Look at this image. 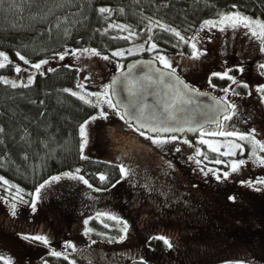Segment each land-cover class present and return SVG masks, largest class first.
Wrapping results in <instances>:
<instances>
[{"label": "rangeland", "instance_id": "374dc122", "mask_svg": "<svg viewBox=\"0 0 264 264\" xmlns=\"http://www.w3.org/2000/svg\"><path fill=\"white\" fill-rule=\"evenodd\" d=\"M233 12L235 11L221 15L232 14ZM220 16L207 19L200 25L186 31L165 23L159 24L180 33V36L184 39L178 38L186 45V51L184 52L168 54L157 46L156 50H151V43L132 42L112 51L108 60H105L100 55H93L94 52L97 53L95 49L84 47L61 54L66 55V59L63 61L58 59L61 55L47 60L49 63L39 72L31 67L34 64L18 65V67L25 70L20 76H17L14 72L12 76L1 78L22 82L31 79L33 73H45L57 66L76 68L79 72L78 84L80 87H77L73 93L76 96L84 97L90 103L98 105L95 108V113L83 122L81 126L93 117L100 115L101 111L107 116L106 120H96L88 126L86 129L88 143L81 155L115 160L129 171L127 178L122 176L115 187L112 186L106 190L96 189L92 186L90 188L79 180L61 179L59 183H53L43 190L34 214L33 209L30 207L31 204L26 206L24 202H18L22 196L21 191L17 193L16 187L8 188L0 182V258H2L0 262L2 264L4 260L10 261V264H39V259L48 253L51 254L52 251H56L60 256L67 255L68 261H72V264H105L99 261L98 257L96 259L93 258V253H91L93 256L88 255L92 250L96 251L95 255H104L110 261L108 264H129L132 260H143L146 264H264L260 259V257L264 256V245H261L256 240L254 241V237L247 240L246 234L251 233L249 223H247L249 231L245 233L247 225L243 226L244 228L241 229L243 231L236 235V242L233 243L234 246L242 245L241 247H245L238 256L236 253V255H230L227 258L214 256L209 259L197 258L191 261L188 255H180L179 251L188 250L189 242L187 239L190 237L198 239L199 237L197 236H201L202 240L206 242L209 240L207 243H216L211 239L216 240L224 237L232 226H237V229L240 230V225L243 223H239V225L226 224L229 223L230 218H224L218 212V216L213 215L211 213L213 210L204 206L198 209L201 212H197L196 208L193 210L190 205L192 206L194 201L188 198L186 193L182 194L181 192V199L184 204L180 205L179 199L173 197V192L180 193V191L157 180H160L159 170H163L164 173L170 176L171 173L174 175L176 172L178 177L183 176L186 174L185 171H187L188 175L199 176L200 180L205 177L209 178L211 174V179L218 181L216 173L225 174L231 171V169L228 171V167L226 168L225 165L233 163L234 160H237V162L245 161L238 152L234 157L227 159L225 158L228 156L218 154L229 150L228 145H241L238 140L234 139L235 136L255 133L253 138L260 143H264V132H261L259 127L261 124L264 125V95L256 91L258 88L264 87V69L260 67L264 65V41H261L258 37H253L251 30L244 27L236 29L226 27L223 32L218 30L219 26L216 28L205 27L204 31L200 30L205 25V22L217 21ZM185 40L188 43H185ZM192 44H195L196 49L200 52L205 53L198 60L191 59L193 55ZM73 52L78 55H73ZM144 52H148V57L153 59L161 55L165 56L172 65V70L196 89L206 90L203 87L208 85L209 90L207 91L212 95L223 100L227 98L228 102L235 108L233 119L228 122L222 120L220 125L214 127V129L203 130L202 132L205 135L201 136L199 134L194 140L187 139L186 136L177 135L152 136L151 139H146L145 137H149L148 135H141L140 132L136 133V130L132 126H128L121 118L119 111L108 107L103 100H97L96 96H102L107 99L110 95L109 92L105 95L104 89H109L110 77L123 68L121 66H123L125 59L139 57ZM112 53H122L123 55L113 56ZM133 53L138 54L133 55ZM238 55L251 62L247 80L244 79L245 82L242 78L236 79L237 75L232 70L236 65L235 63L232 64L231 68L227 67V64L234 61L233 58H237ZM157 61L159 66L163 67V64L159 60ZM225 73L236 79L239 84H244L248 87L232 85L231 91L226 93L224 90L229 89V80H222L224 82L223 85L214 84L213 81L210 82L211 84L208 83L214 76ZM88 93L93 95L89 96ZM111 103L113 105L112 100ZM253 105L257 106V109L253 110L259 117V123L256 120H247L246 118L250 113V106ZM229 115H232L231 110ZM213 131H231L232 137H218L207 134ZM154 139L174 142L156 145L152 143ZM201 139L211 144L216 151H209L206 145L199 144L198 141ZM185 140L187 143L182 142ZM82 145L83 140L81 139V147ZM221 145L224 147H221ZM177 148L180 149L179 152L176 151ZM197 149L203 152L204 155H197ZM148 150H153L154 154L148 152ZM145 153L149 154L150 157L144 156L143 154ZM263 154L259 156L262 159H264ZM212 155H217L218 158H212ZM161 158L164 160H161ZM190 160H193L192 163H196V169L190 170L192 166V163L190 166ZM217 160L220 161L219 164L215 163ZM252 160L253 158L249 157L248 162L246 160L247 166L230 177L234 179L232 186L237 184L241 190L249 191V197H245L246 201L240 199V194H238L236 200L241 203L239 208L250 212L249 216L251 218L254 216L252 212L255 209L262 208L261 204H264V190L253 191L251 188L240 186L248 181L255 183L257 179H264V167H259L254 162L251 163ZM156 161H160L162 164L165 161H170V166L162 165L163 167H169L164 169ZM69 173L54 174L41 185L53 177H65ZM71 174L75 175L74 173ZM163 175L166 176L165 174ZM230 178L229 181H231ZM220 180H223V175L220 176ZM8 184L11 185L10 183ZM210 186H205L204 189L210 191L212 188L210 192L212 193L214 189L212 185ZM132 187H135V189ZM92 189H96V191ZM123 193L126 196L129 195L125 198L127 202H133L134 205L140 202L145 203L149 212L155 211V215L157 214L156 222L147 223L145 220H135L136 217L143 216V212L141 210L138 211L134 205L123 207L124 205L119 200ZM229 194V192L225 196L214 194L212 199L220 198L227 201ZM252 198L257 201H252ZM212 199L211 196H208L207 201ZM253 202L255 203L253 204ZM158 203L160 204L158 205ZM13 204L16 205L15 216L12 215L11 205ZM211 204L214 207L218 206L215 201ZM66 205L67 208L63 209ZM70 208L78 209L73 212L75 217L69 214L61 217V214L69 212ZM169 210H171L170 219L168 218L169 216L165 215ZM136 212H138V216L135 215ZM108 216L116 219H107L106 217ZM262 216L264 217L263 213ZM187 217H189L188 220ZM96 219L101 223H99L101 229L94 234L92 232L94 228L92 227V222L95 221L94 223L96 224ZM85 221H90V223L86 225ZM116 221H122L123 223L113 226L112 222L115 223ZM125 224L127 225V238L124 239L123 243H116L115 240L123 237L121 229H123ZM257 225L261 228L264 225V221L262 223L258 221ZM114 227L117 230H113ZM147 233H151V236L164 237L170 240L172 242L171 250L164 243L159 248L154 246L153 242L148 240L150 235ZM36 235L48 237L49 245L44 246L39 242H30L22 239L25 236ZM67 243L74 245L75 251L66 249L64 245ZM222 246L226 245L222 243ZM111 257L115 258V261ZM102 260L104 261V259ZM42 264L47 263L44 262Z\"/></svg>", "mask_w": 264, "mask_h": 264}, {"label": "trees", "instance_id": "16d2710c", "mask_svg": "<svg viewBox=\"0 0 264 264\" xmlns=\"http://www.w3.org/2000/svg\"><path fill=\"white\" fill-rule=\"evenodd\" d=\"M100 8H108L112 11L101 16L98 12ZM232 11L264 21V0H0V52L8 55L15 66H25L17 58V53L29 60L28 65L53 59L70 50L84 47L93 48L100 56L109 58L112 51L132 42L155 43L163 52L176 54L186 51V45L171 31H162L159 24L165 23L186 31L207 19ZM121 25L129 31H120ZM123 36L128 39H113ZM149 36H151L150 41ZM148 56L149 53L144 52L139 57ZM136 57L125 59L124 64ZM232 63L233 61L228 63L227 67ZM13 74L12 67L2 69L0 79ZM78 74V70L74 67L57 66L43 75L35 74V81L30 87L13 89L8 85L0 84V129H3V132H0V177L21 190L26 206L31 204L33 198L28 193H34L54 174L63 172L77 174L76 170L80 169L79 175L86 179L89 185L102 190L118 184L122 177L120 162L98 156L81 159L79 128L96 109L77 99L76 95H69L65 91L73 92L77 89ZM212 81L217 85L224 83L216 78ZM250 108V113L246 116L247 120H256L259 123V117L254 113L257 106L253 105ZM261 126H259L260 130L264 132V125ZM253 139L258 142L257 139ZM238 142L244 147L245 155L242 158L248 162L249 157L253 158L252 144L239 140ZM263 153L259 148L256 149L257 156ZM211 157L218 158L217 155ZM227 158L230 157L225 159ZM252 162L258 164L254 158ZM194 169L196 163H192L190 170ZM185 173L181 175L182 178L178 177L176 172L174 175L171 173V176L169 175L171 183L170 180L167 183L180 191V193L173 192V197L179 199L180 205L184 204L181 192L186 193L187 197L194 201L191 206L193 210L196 208L197 212H201L198 209L204 206L212 209L213 215L218 216L219 213L224 218H230L229 223L226 224L243 223L240 225V230L237 226H232L224 237L211 239L216 243H207L209 240L206 242L201 236H197L198 239L193 237L187 239L189 246L193 245V248L188 247L187 250L193 252L195 255L193 258L209 259L214 256L227 258L236 253L237 256L240 255V251L245 247L234 246L233 243L236 242V235L243 231L241 229L245 225H247L245 233L249 231V225L251 230L250 234H246L247 240L254 237V241L264 245V225L261 228L257 225L258 221L261 223L264 221L262 216L264 204H261L262 208L252 212L254 216L251 218L249 211L239 208L241 204L239 200H236L235 204L230 202V198H236L238 194L243 201L245 197H249V191L241 190L237 184L232 186L234 179L213 181L210 174L209 178L200 180L199 176L188 175L187 171ZM100 176L107 177V180L101 182L98 179ZM210 185L214 189L212 193H210L212 188L210 191L204 189L205 186ZM228 192L231 196L228 195L227 201L220 198H216L217 201L212 199L214 194L225 196ZM208 196H211L212 200L207 201ZM213 201L218 204L217 207L211 204ZM252 201L257 200L252 198ZM65 208L67 205L63 207ZM76 210L78 209L70 208V211L62 213L61 217L68 214L74 216L73 212ZM165 215L171 216V210ZM94 222H92L94 227L92 232L96 234L101 229L99 226L101 223ZM115 224L118 225L117 221L112 222L113 226ZM113 230L117 229L114 227ZM151 242L158 248L162 244L160 241ZM222 243L226 246H222ZM187 251L179 252L183 256ZM88 255L93 256L89 253ZM93 258L96 259V255ZM102 259L104 258H98L106 264L107 259L104 261ZM260 259L264 260V256ZM39 260V264L44 262L69 264L63 256L53 257L50 253ZM141 261L146 264L143 260H132L129 264H140Z\"/></svg>", "mask_w": 264, "mask_h": 264}, {"label": "water", "instance_id": "95a60500", "mask_svg": "<svg viewBox=\"0 0 264 264\" xmlns=\"http://www.w3.org/2000/svg\"><path fill=\"white\" fill-rule=\"evenodd\" d=\"M109 95L125 123L149 136L195 137L203 129L219 125L225 112H230L216 104L222 99L192 87L177 73L171 76L169 69L149 57L132 58L115 72L109 80Z\"/></svg>", "mask_w": 264, "mask_h": 264}, {"label": "snow or ice", "instance_id": "6c2138e0", "mask_svg": "<svg viewBox=\"0 0 264 264\" xmlns=\"http://www.w3.org/2000/svg\"><path fill=\"white\" fill-rule=\"evenodd\" d=\"M112 10L108 9V8H100L98 9V12L100 13L101 16H104L105 14L110 13ZM122 12V10H121ZM159 23V22H157ZM217 26H219L218 30L223 32L225 30L226 27H231L233 29L239 28V27H244L247 28L249 30H251V35L253 37H258L261 41H264V21H258V20H252L249 17H246L244 15H242L240 12L235 11L232 14H225V15H221L220 19L217 21H208L205 22V25L201 27V31L205 30V27L208 28H216ZM119 30L120 31H129V29L125 28L123 25L119 26ZM161 30L162 31H172V34L179 37L180 39H184L182 36H180L179 32H176L174 30H170L166 27L161 26ZM128 39V37L123 36V37H113V39ZM151 40V36H149V41ZM185 43H188L187 40H185ZM193 47V55L191 57V59L193 60H198L200 59L201 56L205 55V53L200 52L198 49H196L195 44H192ZM150 48L151 50H156V45L155 43H151L150 44ZM73 55H78L77 53L73 52ZM138 53H133V55H136ZM17 58L23 62V64L28 65L29 64V60L25 59L24 56L20 55L19 53L16 54ZM93 55H99L98 53H93ZM113 56H121L123 55L122 53H112ZM59 60L63 61L66 59V55H61L58 57ZM102 59L107 60L108 57H102ZM155 59L159 60L162 64L163 67L166 69H169V74L171 76H175V72L172 70V65L168 62V59L161 55L158 57H155ZM49 63V61L45 60L42 63H36L34 65H31V67L35 68L37 72H39L41 69H44L46 67V65ZM12 67L14 68V72L17 76H20L25 70L22 69L21 67L15 66L12 62V60L10 59V57L8 55H6L4 52H0V70L2 69H6ZM123 67V66H121ZM262 69H264V65L260 66ZM239 71H241L242 73V69H240ZM41 75H43V73L41 72ZM213 78L216 79H221V80H229L230 81V86L229 89H225L224 91L226 93H229L231 91V86L232 85H237L239 87H244L247 88V85L244 84H239L238 81L236 79H234L232 76L228 75L227 73L223 74V75H216ZM35 81V74H32V78L27 80V81H22V82H16L14 80H9V79H0V84H4V85H8L13 89L16 88H22V87H30L32 86V84ZM179 83H183L182 81H180ZM78 87H80V85H77ZM185 90H189L188 86L185 85ZM66 92H68L69 95H73L75 96L76 94L73 92H69L68 90H65ZM256 91L260 92V93H264V87L262 88H258ZM109 92L108 88L104 89V94L107 95ZM195 94H199V93H195ZM89 96L93 95L92 93H88ZM77 99L82 100L85 104H89V106L96 108L98 107L97 104L95 103H90L89 100L84 99V97L82 96H77ZM97 100H103V102L105 104L108 105V107L113 108V110H115L114 106L111 103V97L108 96L107 99H104L102 96H96ZM217 105H222V107L224 109H230L232 111V115L227 114V112H225V114L223 115V120L225 122L231 121L233 119V115L235 114V108L234 106L228 102L227 98H225L223 101L217 100L216 101ZM123 119V116L121 117ZM100 119H107V116L103 113V111H101L100 115L93 117L91 120L87 121L84 125H82L79 129L80 134H81V139L83 140V145L80 149L81 153H83L84 149L87 147V133H86V129L88 128V126L92 123H94L96 120H100ZM169 119H172V117H169ZM221 127H223V125H221ZM159 129L157 128H149L148 131H152V132H156ZM174 131H186L188 129H173ZM192 131H199L198 129H191ZM164 131H168L167 128L164 129ZM0 132H3V129H0ZM201 136H204L205 133L204 132H200L199 133ZM210 136H218V137H232V132H224V131H213V132H208L207 133ZM141 135H143V133H141ZM255 133H252L251 135H238L235 136L234 139L245 142V143H251L252 144V157L258 161V166L259 167H264V159L260 158L259 156H257L256 154V149L259 148L260 152H264V143H258L257 141H255L253 139ZM146 139H151V137H145ZM174 141H169V140H162V139H154L152 140V143L156 144V145H163V144H167V143H171ZM183 143H187V141H182ZM199 144H204L206 145V147L208 148L209 151H216V149L213 148V146L209 143H207L204 139H201L200 141H198ZM221 147H224L223 145H221ZM229 150L223 152V153H218L220 155H225L228 157H234L237 152L239 153V155L243 156L245 155L244 152V147L242 145H228L227 146ZM177 152L180 151L179 148L176 149ZM197 155H204L203 152H201L199 149H197ZM86 157L81 155V159H85ZM215 163L219 164L220 161L217 160L215 161ZM247 166V162L246 161H238V162H233L230 165H225V167H230L231 171L225 174H220V173H216V178L218 181H220V176L223 175V180L227 181L229 180V178L231 176H233L234 174L239 173V171ZM81 170L77 169L76 172L77 174L73 175L71 173L67 174L65 177H53L50 180H48L45 184L41 185V187L39 189H37L35 191V193H28V195L33 197V202L31 203L30 207L33 209V214L35 213V209L37 206V203H39L40 199H41V193L43 192V190L47 187H49L50 185H52L53 183H59L61 179H71V180H79L82 183H84L85 185H87L88 187L91 188V185L88 184V181L86 179H84L82 176L79 175V172ZM209 171H214V170H209ZM120 172L122 174V176L124 178H127L129 176V171L128 169L121 167L120 168ZM205 175H207V173H205ZM101 182H105L107 180V177L105 176H100L98 178ZM0 182H2L6 187L8 188H12L15 187L14 185H9L8 181L3 180L2 178H0ZM241 187H248L251 188L253 191H261L264 190V179H257L255 181V183H253L252 181H248L246 183H242L240 185ZM260 186V187H258ZM113 187H115V185H113ZM93 191H96V189H92ZM20 189H16L17 193H20ZM18 202H24L23 201V196L20 197V200ZM230 202L235 204L236 198L235 197H231L230 198ZM12 207V215L15 216L16 215V205L13 204L11 205ZM107 219H112L115 220V217L112 216H108L106 217ZM88 223H90V221H85V224L87 225ZM117 223H123L122 221H117ZM127 225L125 224L123 229H121V231L123 232V237L119 240H115L116 243H123L124 239L127 238ZM87 235V233H85ZM22 239L27 240V241H35V242H39L40 244L44 245V246H48L49 245V238L42 236V235H36V236H25L22 237ZM153 240H159L162 241L168 248L169 250H171L172 248V242L164 237H153ZM64 247L66 249H72L73 251H75L74 245H72L71 243H67L64 245ZM51 255L53 257H59L60 254L57 253L56 251H52ZM2 259V258H0ZM63 259L68 260V256L64 255ZM3 264H10V261L8 260H4ZM69 264H72V261H69ZM140 264H143V262L141 261Z\"/></svg>", "mask_w": 264, "mask_h": 264}, {"label": "flooded vegetation", "instance_id": "af4514ba", "mask_svg": "<svg viewBox=\"0 0 264 264\" xmlns=\"http://www.w3.org/2000/svg\"><path fill=\"white\" fill-rule=\"evenodd\" d=\"M236 64L233 68H232V70L235 72L234 74L235 75H237V77H236V79L238 80V79H246L247 80V76H248V71H249V67H250V61L249 60H247L246 58H244V57H242L241 55H238V57L237 58H234V61H233V63L232 64ZM231 66L232 65H229V67L228 68H231ZM240 69H242L243 71H242V73H241V71H239ZM243 76V77H242ZM213 79V78H212ZM224 81H226V80H224ZM210 82H212V80H209V84H211ZM244 82H245V80H244ZM190 84V83H189ZM210 87V86H209ZM203 89H206V90H209L208 89V85L207 86H205V87H203ZM128 126H131V125H129V124H127ZM206 129H214V127H208V128H206ZM203 130H205V129H203ZM202 130V131H203ZM137 132H140V131H137L136 130V133ZM140 133H143V132H140ZM143 134H146V133H143ZM146 135H148V134H146ZM149 136V135H148ZM149 137H152V136H149ZM195 138H197V137H194L193 139H195ZM188 139V138H187ZM148 152H152L153 153V150H148ZM154 154V153H153ZM144 156H149V154H147V153H145V154H143ZM150 157V156H149ZM144 160L146 161V159H145V157H144ZM161 160H164L163 158H161ZM191 161V160H190ZM234 161H236L237 162V160H234ZM233 161V162H234ZM156 162H159L160 164H161V166L162 165H169V162L170 161H168V162H164L163 164H162V162H160V161H156ZM166 163H168V164H166ZM141 166H144V165H141ZM170 166V165H169ZM162 168H164V169H166V168H169V167H163L162 166ZM159 172H160V174H159V176H160V180L159 179H157L158 181H161V182H163V183H168V181L171 179V177L168 175V174H166V173H164L163 172V170H159ZM163 174H165L166 176H164ZM117 185V184H116ZM120 196V195H119ZM127 196H129V195H127ZM124 193H123V195L122 196H120V198H119V200H121V203L124 205L123 207H126V206H131V205H134L133 204V202L132 203H130V202H127V200L125 199L126 197H127ZM131 197V196H130ZM132 198V197H131ZM133 199V198H132ZM141 203V202H140ZM140 203H136V205H134V207H136L137 208V210L139 211V210H141L143 213V216H141V217H136L135 218V220H145V222H147V223H153V222H156V220H157V214L155 215V211H152V212H149L148 210H147V206H146V204L145 203H141V205H140ZM160 203H158V205H159ZM189 207V206H188ZM190 207H191V205H190ZM146 210H145V209ZM136 216H138V212H136V214H135ZM169 219L171 218V216H169L168 217ZM165 221V220H164ZM166 222V221H165ZM48 233V232H47ZM148 235H150V237H148V240L149 241H152L153 240V237H156V236H151V233H147ZM153 241H159V240H153ZM160 242H162V241H160ZM163 243V242H162ZM190 248H193V245H190L189 246ZM91 253H93V255H95V253H96V251L95 250H92V251H90L89 252V254H91ZM186 255H188L191 259V261H194L195 260V258H193L195 255L193 254V252L191 251V250H189V251H187V253H186ZM184 256V255H183ZM96 257H98L99 259L100 258H104V259H107V258H105V256L104 255H96ZM111 259H114V261H115V258H113V257H111ZM263 262H264V260H262ZM110 261L107 259V263H109Z\"/></svg>", "mask_w": 264, "mask_h": 264}]
</instances>
